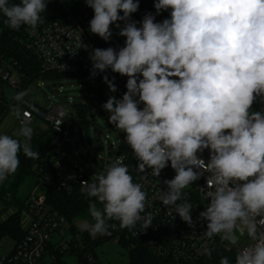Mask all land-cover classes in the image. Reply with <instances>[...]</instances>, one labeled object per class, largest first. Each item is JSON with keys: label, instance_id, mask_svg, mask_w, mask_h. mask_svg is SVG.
Masks as SVG:
<instances>
[{"label": "clouds", "instance_id": "clouds-1", "mask_svg": "<svg viewBox=\"0 0 264 264\" xmlns=\"http://www.w3.org/2000/svg\"><path fill=\"white\" fill-rule=\"evenodd\" d=\"M47 3L0 0V15L12 30H34L44 22ZM85 3L94 11L92 34L110 41L115 25L125 38L123 47L94 48L89 58L92 76L110 69L127 77L122 98L113 95L102 108L125 134L137 169L160 177L170 164L175 176L163 181L167 190L157 195L189 226L193 205L181 202L184 190L209 173L208 204L199 213L207 222L205 235L246 228L255 243L237 251L235 264H264V107L253 110L254 102L264 105V0H154L156 15L169 13L161 22L151 12L132 20L139 0ZM81 47L88 49L80 41ZM103 81L117 92L115 77L104 75ZM33 132L23 120L12 135L0 134V183L17 172L21 152L39 158ZM206 149L207 162L200 156ZM81 193L90 198L91 221L79 227L93 237L109 234L115 227L109 221L128 230L140 222L143 231L152 226V214L142 215L147 192L123 163L107 166L91 183L82 181ZM220 264L231 262L222 257Z\"/></svg>", "mask_w": 264, "mask_h": 264}, {"label": "built area", "instance_id": "built-area-1", "mask_svg": "<svg viewBox=\"0 0 264 264\" xmlns=\"http://www.w3.org/2000/svg\"><path fill=\"white\" fill-rule=\"evenodd\" d=\"M55 1L59 3V10L51 7V2H48L46 11L41 14L44 22L34 30L26 26L22 29L23 36L20 38V43L23 49L30 52L37 60L38 71L35 77H30L25 72L24 66L14 55L8 54L0 48V103L7 107L0 114V120L10 107V98L7 96L6 87L15 91L13 102H20L21 99H16L17 94L22 93V98H24L25 89L30 82L47 73H59L68 78H85L90 82L88 87L94 91L89 93L90 104L85 105L88 111L87 121H89L88 114L93 111L91 106L97 100L103 105L113 95L122 98L126 91L127 77L113 73L110 69L105 73H97L92 76V62L89 58L94 48L113 47L119 49L123 47L125 38L118 35L119 29L112 25L113 36L110 41L106 42L89 31V22L94 11L86 5L85 0ZM148 12L156 15L154 0H139V9L132 14L131 19L141 21ZM168 17L167 11L162 12L156 15V22H161ZM80 41L82 44L88 45L87 50L83 47L77 49ZM104 75H107L109 79L115 77L117 92L113 93L109 90L108 85L103 81ZM54 83L56 82L54 81ZM40 86L38 83V87ZM75 104L77 103L72 102V105L77 109ZM262 107L264 105L259 101L253 104L255 111L261 110ZM66 115L65 108L57 104H54L49 110L40 106L30 108L23 104L19 116L20 122L27 120L31 126L38 117L44 119L52 127L54 137L51 145L55 146L58 152V156L53 161V166L58 174L52 176L43 173L38 176L25 201V209L30 216V223L25 228V235L16 242L14 249L8 255L0 257V264H51L58 255L68 256L71 253L82 254L85 264H100L93 254L95 250L93 242L95 240L139 239L146 241L155 255L166 264H207L209 255L206 250L211 253L217 243L222 249L235 253V257L238 250L254 245L253 239L249 244L238 245L239 241L248 235L246 228L236 243H231L225 235L223 237L218 235L213 238H208L205 235L207 222L199 220V213L204 211L208 204L206 194L210 190L208 187L209 173L204 172L198 181L184 190L183 201L181 202L186 201L193 205L191 216L194 226H189L177 213H174V209L164 206L157 195L161 190H167L163 181L170 180L175 176V171L170 164L162 170L160 177H156L151 175L150 169L147 172H140L137 169L138 165L129 163L130 154L123 155L117 160L110 159L107 166L113 163H123L128 166L134 182L140 183L147 192V206L142 215L152 214V226L143 231L140 226L142 222H140L134 229L128 230L121 229L118 221H109L108 223L114 224L115 227L109 228V234L98 235L97 238L92 236L89 238L84 233H75L73 230L71 233H67V218L60 211L47 204L45 186L56 187L58 190L71 193L77 188L81 189L82 181L91 183L94 179H91L82 168L77 167L66 157L65 148L68 145L67 143L63 145L62 142L63 139L72 134L67 128L69 123L65 121ZM57 121H63L58 129ZM39 130H34V132ZM209 155L207 149L200 154L206 162ZM6 181L0 183V204L12 198L10 192L4 193L3 191ZM261 230L264 231V229ZM233 264H235V260Z\"/></svg>", "mask_w": 264, "mask_h": 264}, {"label": "rangeland", "instance_id": "rangeland-1", "mask_svg": "<svg viewBox=\"0 0 264 264\" xmlns=\"http://www.w3.org/2000/svg\"><path fill=\"white\" fill-rule=\"evenodd\" d=\"M53 0H48L52 2ZM40 83V87H38ZM90 84L85 78L71 77L57 81L49 80L46 76L35 78L25 89V97L20 102H13L15 91L6 87V93L9 99V110L0 120V134L12 135L21 126L19 116L23 104L30 108L40 106L49 110L54 104L62 106L66 110L65 121L68 130L72 132L71 136L63 139L62 144L67 143L66 157L77 167L82 168L85 173L94 179L97 174L103 171L108 161L120 159L123 155L130 154V146L125 142V134L115 127H112L108 121L109 113L102 108V104L97 100L88 114V120L80 116L77 109L72 105L76 102L79 105H89L91 98L88 92ZM13 103V104H12ZM72 124V125H70ZM47 122L42 118H36L31 125L34 130L45 129ZM69 140L67 141V139ZM93 147V152H92ZM36 183V182H35ZM31 182L26 181L25 189H28ZM35 185V184H34ZM18 206L7 208L5 202L0 204V218L3 220L13 212L17 211ZM85 218H73L66 221V231L71 233L74 225L80 233L79 225ZM30 216L25 208H22V226L28 227ZM98 236V235H97ZM97 236L93 238H97ZM125 241V240H123ZM252 242V239L246 235L238 243L244 246ZM16 241L12 237H5L0 241V257L8 255L15 247ZM96 260L100 264H128L130 259L129 247L123 245L121 241L104 240L99 243L93 252ZM69 264H80L75 255L70 254L65 258Z\"/></svg>", "mask_w": 264, "mask_h": 264}, {"label": "trees", "instance_id": "trees-1", "mask_svg": "<svg viewBox=\"0 0 264 264\" xmlns=\"http://www.w3.org/2000/svg\"><path fill=\"white\" fill-rule=\"evenodd\" d=\"M11 2L18 3L19 0H11ZM51 7L59 10V3L53 0L51 2ZM3 19L2 15H0V48L8 54L14 55L24 66L25 72L30 77H35L38 71L37 60L30 52L24 50L20 43V38L23 36L22 29L25 26H22L18 31L12 30L4 25ZM44 76L55 82L67 77L59 73H47L44 74ZM75 106H77L80 116L87 120V107L79 105L78 103L75 104ZM0 109L1 114L7 109V107L0 103ZM53 137L54 131L50 125L45 129L33 132L31 145L34 151L39 152L38 159H30L27 158L23 152L20 153V166L14 175L9 176L3 188L4 193L10 192L12 195V198L5 200L7 208L16 205L18 206V209L5 219L2 220L0 218V241L5 237H12L18 242L24 237L26 230L22 226V208H25V201L34 187L38 176L43 173L57 176L58 171L53 166V161L58 156V152L56 151L55 146L51 145ZM129 163L138 165V161L132 150L129 156ZM26 181L31 182V186L28 189H25L24 187ZM45 191L47 193V204L51 208L64 214L67 220L71 221L73 218L79 217L91 221L88 212L90 198L82 194L81 189L77 188L75 191L68 193L58 190L56 187L45 186ZM91 199L93 202H96L95 198ZM97 207L102 208V205L97 202ZM72 230L75 233H80L74 225L72 226ZM84 234L89 238L91 236L88 232H85ZM101 242L103 241L95 240L93 242L94 248ZM121 243L129 247L130 259L128 264H166L155 255L151 246L146 241L130 239L125 241L122 240ZM71 254L75 255L80 264H85L82 254ZM222 257H227L231 264H233L235 253L222 249L217 243L211 251V255L208 257L207 264H220ZM65 258V255H58L51 264H69Z\"/></svg>", "mask_w": 264, "mask_h": 264}, {"label": "water", "instance_id": "water-1", "mask_svg": "<svg viewBox=\"0 0 264 264\" xmlns=\"http://www.w3.org/2000/svg\"><path fill=\"white\" fill-rule=\"evenodd\" d=\"M88 92L91 93L94 91V89L88 87ZM243 234L242 232L234 233V234H226L225 237L231 242V243H236L237 240L240 238V236Z\"/></svg>", "mask_w": 264, "mask_h": 264}]
</instances>
